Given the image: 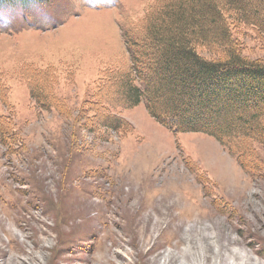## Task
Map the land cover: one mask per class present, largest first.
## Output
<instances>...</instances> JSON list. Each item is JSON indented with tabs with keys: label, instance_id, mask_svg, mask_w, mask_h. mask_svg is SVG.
Listing matches in <instances>:
<instances>
[{
	"label": "rangeland",
	"instance_id": "1",
	"mask_svg": "<svg viewBox=\"0 0 264 264\" xmlns=\"http://www.w3.org/2000/svg\"><path fill=\"white\" fill-rule=\"evenodd\" d=\"M150 1L1 10L0 124L15 140L9 148L0 128V264H264V144L244 171L206 133L173 132L143 101L117 104L124 30ZM231 33L264 62L251 28ZM47 68L53 84L40 83L66 116L30 98L24 71ZM96 104L127 129L84 127Z\"/></svg>",
	"mask_w": 264,
	"mask_h": 264
},
{
	"label": "trees",
	"instance_id": "2",
	"mask_svg": "<svg viewBox=\"0 0 264 264\" xmlns=\"http://www.w3.org/2000/svg\"><path fill=\"white\" fill-rule=\"evenodd\" d=\"M49 1L0 0V12ZM149 3L143 21L124 30L130 66L111 77L118 106L132 108L143 101L149 114L173 132L206 133L245 171L253 144H264V62L244 55L231 31L249 27L264 41V0ZM24 72H29L25 81L35 106L66 116L61 100L40 83H48L49 75L51 88V68ZM90 95V102L100 107L102 98ZM97 104L84 127L127 129L122 118L99 111ZM0 128L10 148L14 131Z\"/></svg>",
	"mask_w": 264,
	"mask_h": 264
}]
</instances>
